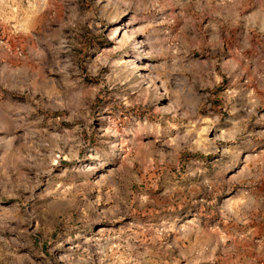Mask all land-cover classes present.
I'll list each match as a JSON object with an SVG mask.
<instances>
[{"label": "rangeland", "instance_id": "rangeland-1", "mask_svg": "<svg viewBox=\"0 0 264 264\" xmlns=\"http://www.w3.org/2000/svg\"><path fill=\"white\" fill-rule=\"evenodd\" d=\"M0 264H264V0H0Z\"/></svg>", "mask_w": 264, "mask_h": 264}, {"label": "bare ground", "instance_id": "bare-ground-1", "mask_svg": "<svg viewBox=\"0 0 264 264\" xmlns=\"http://www.w3.org/2000/svg\"><path fill=\"white\" fill-rule=\"evenodd\" d=\"M119 28H120V27H119ZM116 30H117V29H116ZM117 32H118V31H117ZM117 32H114V36L117 34ZM115 40H116V39H115V37H114L113 42H115ZM134 43H135L136 46H138V45L140 44V42H137V40H136ZM130 57H131V55H130L128 52H126L124 55H122V62H125V63L127 62V64H128V63L131 64L132 62H134V61H133L134 59H131ZM130 64H129V65H130Z\"/></svg>", "mask_w": 264, "mask_h": 264}]
</instances>
